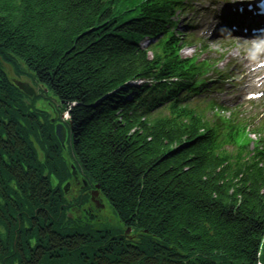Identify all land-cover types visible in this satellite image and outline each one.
Returning a JSON list of instances; mask_svg holds the SVG:
<instances>
[{
  "label": "trees",
  "instance_id": "16d2710c",
  "mask_svg": "<svg viewBox=\"0 0 264 264\" xmlns=\"http://www.w3.org/2000/svg\"><path fill=\"white\" fill-rule=\"evenodd\" d=\"M172 6L0 0L1 264H264V148L229 151L187 107L152 117L161 96L176 97L177 42L161 39L152 59L140 43L165 35ZM5 64L47 87L62 111L70 107L74 163L137 242L68 225L63 196L44 178L47 168L63 181L62 147L56 152L44 113L29 112ZM137 80L153 85L126 87ZM31 135L54 152L46 164ZM26 166L27 180L7 172Z\"/></svg>",
  "mask_w": 264,
  "mask_h": 264
},
{
  "label": "flooded vegetation",
  "instance_id": "af4514ba",
  "mask_svg": "<svg viewBox=\"0 0 264 264\" xmlns=\"http://www.w3.org/2000/svg\"><path fill=\"white\" fill-rule=\"evenodd\" d=\"M70 186L72 187L69 200L73 202V206L70 209V215H74L79 219L83 217L86 218H96L97 221L100 220V210L97 208L98 205L102 204V199H98V203H91V200H87V195L90 196L93 188L85 187L83 180L74 179L70 181ZM68 196V194H67ZM66 206V205H65Z\"/></svg>",
  "mask_w": 264,
  "mask_h": 264
},
{
  "label": "rangeland",
  "instance_id": "374dc122",
  "mask_svg": "<svg viewBox=\"0 0 264 264\" xmlns=\"http://www.w3.org/2000/svg\"><path fill=\"white\" fill-rule=\"evenodd\" d=\"M182 16H183V14H181V16H180V18H181V21H180L181 31H183V29H184L182 24L187 23V21L189 19V16H184L183 18H182ZM132 17H134V16L132 15V16L124 17V20L125 21L130 20ZM143 45H145V43H143L141 45L142 48H144ZM212 47H213V45H212ZM212 47H210V48H212ZM192 53H193V50H191V49H190V51L188 49H186L182 52V54L185 57L191 56ZM7 70L9 71L11 77L15 78V75H14L12 69L7 67ZM24 80L26 81V79H24ZM37 91H38V97L34 101L35 108L45 110V111L46 110L52 111L53 106H56L58 104V99H56V97L53 95V93L49 92L48 90H45V88H44V90L37 88ZM30 103H32V102H30ZM71 190H72V188H71ZM71 190L69 192H71ZM106 205H107V209H106L107 214L103 213V214H105L103 217L105 218L106 224L113 226V227H119L118 220L116 218L114 210L110 207V205H108V204H106Z\"/></svg>",
  "mask_w": 264,
  "mask_h": 264
},
{
  "label": "clouds",
  "instance_id": "9594fccd",
  "mask_svg": "<svg viewBox=\"0 0 264 264\" xmlns=\"http://www.w3.org/2000/svg\"><path fill=\"white\" fill-rule=\"evenodd\" d=\"M260 31L262 34L254 35L251 38L233 36V39L241 40L239 47L242 61H246L249 64L264 63V30Z\"/></svg>",
  "mask_w": 264,
  "mask_h": 264
},
{
  "label": "water",
  "instance_id": "95a60500",
  "mask_svg": "<svg viewBox=\"0 0 264 264\" xmlns=\"http://www.w3.org/2000/svg\"><path fill=\"white\" fill-rule=\"evenodd\" d=\"M17 86L23 90L27 95H30L32 96L34 93H33V90L31 89V87L29 86V84H26V83H22V82H18L17 83ZM59 131H58V135L61 137V133L62 135L65 137V134L64 132L62 131L63 127L62 126H58L57 128ZM61 132V133H60ZM62 136V137H63ZM62 141H63V138H62ZM131 231V229H128L127 231V234ZM132 240V238H130Z\"/></svg>",
  "mask_w": 264,
  "mask_h": 264
},
{
  "label": "bare ground",
  "instance_id": "6f19581e",
  "mask_svg": "<svg viewBox=\"0 0 264 264\" xmlns=\"http://www.w3.org/2000/svg\"><path fill=\"white\" fill-rule=\"evenodd\" d=\"M144 47H145V45H144ZM11 139L14 140L13 137H10V136L7 137V140H11ZM256 155H258V154L256 153ZM67 223H68V225L71 226V227L79 226L78 224H76V223H74V222H70V221L67 222ZM80 227H81V226H80Z\"/></svg>",
  "mask_w": 264,
  "mask_h": 264
}]
</instances>
